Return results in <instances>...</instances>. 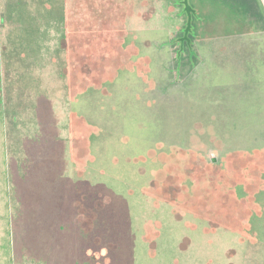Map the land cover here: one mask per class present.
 I'll list each match as a JSON object with an SVG mask.
<instances>
[{
  "label": "rangeland",
  "instance_id": "rangeland-1",
  "mask_svg": "<svg viewBox=\"0 0 264 264\" xmlns=\"http://www.w3.org/2000/svg\"><path fill=\"white\" fill-rule=\"evenodd\" d=\"M137 3L0 0V264H264V0Z\"/></svg>",
  "mask_w": 264,
  "mask_h": 264
},
{
  "label": "trees",
  "instance_id": "trees-1",
  "mask_svg": "<svg viewBox=\"0 0 264 264\" xmlns=\"http://www.w3.org/2000/svg\"><path fill=\"white\" fill-rule=\"evenodd\" d=\"M60 1V0H59ZM144 0H136V2H138L137 4H141L142 2H143ZM216 2H221L222 3V1H226V3L227 4H229V1H232L233 3L235 2V1H238V4H239V7H240V9H244L245 8V5H252V4H254L255 3V0H249V2H248V4H244L242 1H240V0H215ZM63 2V1H62ZM237 3V2H236ZM234 4V6L235 7H237V4ZM218 5H221V4H218ZM224 6V5H223ZM50 7H51V5H50ZM65 7V6H64ZM58 8L57 10H56V12H55V15L57 16V22H59L60 21V23L63 25V26H65V8ZM188 10H190V7H186ZM231 8V10L232 9H234V12H236L235 11V8H233L232 6L230 7ZM241 10V11H242ZM242 12H244V10L242 11ZM52 14H53V11H52ZM0 21H3L2 19H0ZM186 30H187V28H188V30H189V26L187 25L186 27ZM63 30L64 31H66V29H65V27L63 28ZM77 66H78V63L76 64ZM77 66L76 67H74V68H76L77 69ZM83 69V68H82ZM78 72V71H77ZM77 77H80V74H79V72L77 73ZM77 90H78V88H77ZM78 92V91H77ZM170 171V170H169ZM168 176H170V179L172 180V179H176L175 177H174V175L172 174V173H168V175H167V177ZM176 189V188H175ZM177 190V189H176ZM170 202H174L175 201V198L174 199H171V200H169ZM208 216V215H207Z\"/></svg>",
  "mask_w": 264,
  "mask_h": 264
},
{
  "label": "crops",
  "instance_id": "crops-1",
  "mask_svg": "<svg viewBox=\"0 0 264 264\" xmlns=\"http://www.w3.org/2000/svg\"><path fill=\"white\" fill-rule=\"evenodd\" d=\"M237 2V1H236ZM237 4V7H238V11H236V12H234V11H232L234 14H239V11H241L242 9H240V7H239V4H238V2L236 3ZM221 6H223V5H221ZM223 7H225V6H223ZM252 7H253V9H255V10H258V4H257V0H255V3L254 4H252ZM226 8V7H225ZM244 10V9H243ZM242 10V11H243ZM252 10V9H251ZM251 10H248L247 12H243V14H246V13H249V12H251ZM255 10H253V11H255ZM250 14V13H249ZM261 15V13H258L257 12V14H256V12H255V14L253 15V16H256V17H258V16H260ZM236 35H237V37H239L238 39L239 40H241V37H243L242 36V34L241 33H236ZM244 35V34H243ZM239 49V47H237V50ZM68 69H69V67H65L64 68V76H65V78H67V75H65V71L67 70V72H68ZM68 78H69V73H68ZM71 115H73V114H71ZM70 116V115H69ZM73 119H72V122H73V120L75 119V116L73 117V116H71ZM80 128V125H76V129H79ZM72 135H73V130H72V127L69 129V131H68V140H70V141H72ZM255 151V150H254ZM71 155H72V161L74 162L75 160V158H74V154H73V145H72V142H71ZM75 163V162H74ZM73 163V164H74ZM75 164H77V162L75 163Z\"/></svg>",
  "mask_w": 264,
  "mask_h": 264
}]
</instances>
